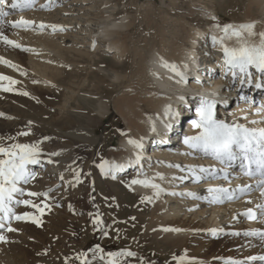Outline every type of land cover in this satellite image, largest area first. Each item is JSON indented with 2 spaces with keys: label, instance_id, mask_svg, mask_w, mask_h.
<instances>
[{
  "label": "bare ground",
  "instance_id": "bare-ground-1",
  "mask_svg": "<svg viewBox=\"0 0 264 264\" xmlns=\"http://www.w3.org/2000/svg\"><path fill=\"white\" fill-rule=\"evenodd\" d=\"M64 1L68 0H54L51 6L41 8L39 5H47V0H36L33 8L25 10L10 7L11 3L16 0H8V4L2 6L9 15L14 14L10 21L19 20L21 17L28 20L35 18L33 21L36 20V24L28 29L14 28L10 25L4 30L10 39L18 41L25 48L30 49L28 54L31 55V59L45 68H43V72L39 71L41 72H38L39 74L33 75L36 69H32L34 73L31 72L33 74L30 77L15 79L19 83L12 85L15 90L9 91L19 96H25L36 109L39 108V104L31 96L33 93L36 94L34 87L42 92L51 89L55 94L62 90L71 95L78 92L71 82L73 85L80 83L74 82L71 75L61 73L63 67L69 65L65 61V51L80 53L90 51L93 53L88 54L94 55L99 49V54L102 52L101 54L104 56L112 57L99 55V80L95 81V85H93L99 89V98L96 99L95 112L85 115L87 118L85 124L84 121L73 124L72 115L76 114L75 118H80L84 114L70 108L67 109L74 113L63 111L54 123L55 125L59 124L58 127L51 124L53 121L41 119V111L21 120L17 113H12V106L6 105L7 100L5 96L3 98L4 94H2V98L6 100L5 103L0 96V113H4L3 116H0V145H3V142L7 140L6 132L8 130H12L17 124H20L19 126L25 124V121L32 126H38V130L43 133L53 126L58 129L55 134L53 133L55 137L49 142L50 154L58 153V155L41 154L42 163L30 165L35 173L37 171L42 173L39 175L42 177V184L31 185L27 190L37 193L46 192L45 189L43 191L45 181L49 182L48 184L59 185L62 180V184L65 185L70 172L66 169L63 170L64 168L60 170L59 166L65 165V168L76 173L79 171V164L74 160V154L68 149L61 148L59 142L69 138L75 142L96 143L99 138L91 126L97 127L113 109L123 118L128 132L119 140V147L123 149L122 155L112 161V165H123V169L117 170L111 167L112 175L118 177L117 180H122L127 176L126 174L130 173L133 175L131 180L147 178L165 189L156 195V189L152 187L140 184L132 185L131 180L125 184L127 190L133 192L135 196H139L137 201L132 202L131 210L132 213H138L145 220V229L151 240L172 249L180 248L184 253L189 252L186 254L187 258L178 264L207 263L200 262V258L203 255L202 252L207 250L208 244L196 248L187 247L193 243L195 238L201 236L216 238L224 234L234 236L239 233L237 235L239 237L236 239L238 244L235 245L238 246L237 248L228 245L231 237L218 242L212 241L211 243L209 241L210 246L213 245L214 253L221 252L220 259L233 256L234 260L232 261L236 264L237 262L246 264L249 257L264 256V241L258 237L244 235L247 231L264 230V222L259 217L256 220H248L242 215L246 209L253 208L255 210L256 205L264 204V194L255 188L256 178L244 176L238 161L233 162L229 168L226 164H222L210 156L190 149L184 143L185 137L195 136L199 132V129L195 128L192 123L194 120L198 121L199 116L189 106L195 104V95L200 94L201 90L211 95L216 94V98L211 97L217 101L214 108L216 119L229 123L246 124L250 127H264V123L251 124L253 120H260V114L256 109L264 106V88L258 87L259 84L256 80L251 82V86L248 83L242 85L238 81L234 83L233 76L227 72L223 52L225 45L229 48H239L244 43L248 45L260 43L259 33L264 32V0H187L190 10L183 17L175 18L174 23L168 28L163 26L161 29H157L158 31H154V34L145 36L147 38H144L145 43L140 35L139 41L136 40L137 47L132 45L131 48L128 45L127 37L131 35L132 30L129 29L131 25L129 26L125 22L126 14L116 18L114 10L107 14L103 9H100L98 32L94 31L92 22L83 17V14L79 16L75 14L76 10L81 9L71 7L70 5L73 3L51 10ZM87 1L80 0L79 2ZM113 8L116 9L114 6ZM88 10L82 12L87 14ZM61 15L71 16L59 18ZM51 16H54L56 21L44 19ZM226 18H230L231 21L224 24ZM204 21L208 25H205ZM40 22L48 25H62L64 30H53L52 28L40 30L38 27ZM251 23L255 25L252 31L256 35H249L247 31H244L240 38L235 35L225 36L224 26L239 27ZM32 37L40 40L39 47H34L35 44L31 41ZM213 37L216 38L215 41ZM221 38H223V42H221ZM140 40L144 43L142 46ZM0 43L4 46L3 49H0V56L14 62L17 61L16 55L13 53V50L17 48ZM53 44L56 47H52ZM165 62L177 66L180 71L186 73L185 82H180L181 77L170 67H166ZM107 67L110 72H107ZM252 69L254 68H250V70ZM195 75L201 79L199 80V77ZM239 78L236 77L237 80ZM3 83L8 84L9 82L4 81ZM221 84H225L222 89L219 87ZM23 86L28 88L25 90ZM116 87L125 88L122 95H113ZM233 89H237V92L227 100V97L233 94ZM25 91L29 95L21 94ZM246 96L251 98V102L244 99ZM168 106H171L170 111ZM175 110L178 112L177 118L173 115ZM245 117L247 118L245 119ZM30 121L32 123H29ZM183 122L186 123V128L181 131L180 127ZM153 124L157 129L155 132L152 131ZM69 125L76 127L64 130ZM141 138H143L144 145L142 149H137L129 143V139L141 140ZM50 160L56 161V163L49 162ZM173 164L180 165V167H171L170 165ZM198 166L209 168L215 173V177L196 182L195 175L200 171ZM222 170H227L231 174L230 179L223 178ZM204 175L208 174L204 173ZM244 184L253 185V190L239 199H225L223 202H216L213 199V194L208 191V189L217 186L235 188ZM103 191L106 192V190ZM116 191H114L115 195ZM189 192L196 193V195H187ZM172 193L177 194L173 195ZM179 193L185 194L180 195ZM17 196L23 199L24 195L17 194ZM40 196H28V199L37 204L36 200ZM145 197L150 199H145ZM45 205L49 206V203ZM17 206L18 204L13 206L14 211L17 210ZM46 211L47 214H50L49 219H53L58 209L54 208L53 211L46 209ZM113 213L108 212L112 219L123 218L119 215L115 216ZM141 222L140 220L137 224ZM9 223L11 227L17 228V221L11 220ZM166 229H179V231ZM3 231L8 239L7 242H0V260L3 255H9L8 250L14 247L18 238H21L19 228L18 231L9 232L6 228ZM216 244L220 247L215 246ZM222 244L228 245L226 246L228 248L224 250ZM261 244L262 246H260ZM241 247H243L242 250L239 249ZM235 253L240 255L238 259L235 258ZM5 257L4 259L7 260L8 257ZM5 260L1 263L4 264ZM210 263L216 264L212 261ZM5 264H7L6 261Z\"/></svg>",
  "mask_w": 264,
  "mask_h": 264
},
{
  "label": "rangeland",
  "instance_id": "rangeland-1",
  "mask_svg": "<svg viewBox=\"0 0 264 264\" xmlns=\"http://www.w3.org/2000/svg\"><path fill=\"white\" fill-rule=\"evenodd\" d=\"M79 1H64L51 10L57 7H65L68 3H73L70 5L71 7L81 9L76 10L75 14L78 16L83 14V17L92 22L94 31L98 32L100 9H103L107 14L114 10V16L116 18L126 14L127 20L125 22L129 26L131 25L129 29L132 30L131 35L127 37L130 48L132 45H136L137 47V41H139L141 36L145 43V39H147L145 36L148 37V35L154 34V31H158L163 26L168 28L174 23V20L183 17L190 10V5L187 0H88L85 3H80ZM86 9L88 10L87 14H84L82 11ZM13 15L1 16L0 30L4 31L6 27H10L8 21L11 20L10 18ZM70 16L61 15L59 18H68ZM32 19L34 20L35 18ZM44 19L56 21L54 16ZM230 21V18H226L224 24ZM204 23L208 25L206 21ZM37 40L39 39H33V37L31 39L35 44L34 47H39L38 43H40V40ZM143 41L140 40L141 44L138 43L142 46L144 44ZM3 47L0 43V49H3ZM52 47L56 46L53 44ZM13 53L17 58V61L13 62L19 68L8 67L0 63V69L2 71L4 70V74L14 79H19L30 77L34 73L32 69H36L33 75L39 71H44L45 68L43 65L42 67L31 59L32 57L28 54V50L16 49L13 50ZM88 53L93 52L89 51ZM88 53L76 51L64 52L65 61L69 65H72L64 66L61 73L71 75V79L74 82L80 83L79 85H73L71 82L74 89L78 91L75 95H71L63 90L56 94L51 89L42 92L34 87L33 89L36 94L33 93L31 96L39 104L40 109L37 107V110L25 96H19L18 94L0 89L1 98L2 94H4L3 98L5 96L8 102L2 98L3 103L6 102V105L12 106V113H17L21 117V120L25 117L29 118L31 115H35V113L37 114L41 111V119L44 121H53L51 124H54L63 111L66 110L74 113L72 111L74 110L75 112L81 111L84 116L75 118L76 114L72 115L73 124L83 121L85 124L87 119L85 115L95 112L96 99L99 98V89H96L93 85H95V81L99 80V55L102 52L99 54L98 49L95 53L96 55H89ZM101 56L112 58L110 55L104 56V54H101ZM52 57L55 56L52 55ZM106 69L107 72H110L108 67ZM2 71L0 72L2 73ZM8 84L5 85L8 86ZM23 87H25V90L28 88L27 86ZM124 89L114 88L113 95H122L125 91ZM24 123L21 126L17 124L12 130H8L10 134L6 132L7 140L5 139L6 141L4 142L6 143L3 142V145L9 146L15 143H36L39 141V147L42 149L41 154H50L51 148L49 147V142L55 137L53 133L55 134L58 131L56 127L59 124H54L56 127L48 128V131L46 130L47 132L43 133V131L38 130V126L35 125V127L34 125L27 124L26 121ZM72 125L65 126L66 128L64 130L72 129ZM91 125L93 124L91 123ZM91 127H93V132L99 138L96 143L88 141H83L84 143L75 142L69 138L59 142V146L71 151L74 154V160L78 161L80 181L77 182L74 179L76 173H72L69 168H65V165H61L59 166L60 170L64 168L63 170L66 169L70 172L66 178L67 183L63 185L62 180H59L61 182L59 185L48 184L49 182L47 181L43 183L45 185L43 191L46 190L47 192L51 189L48 197L41 195L36 200V203L44 208L43 214H41L39 209L33 208L30 205L18 204L16 213L28 212L40 219L42 223H34L31 219L17 221L16 229L19 228L21 238L17 239V244L15 243L14 245L16 248L13 247L8 250L10 256L5 254L2 259L5 260L4 257H8L5 260L7 264H108L109 257L107 254L120 252L121 250H131L137 255L135 257L121 256L119 257V264H178L181 260L187 258L186 254L189 252L184 253L180 248L172 249L169 246L160 245L158 242L155 243L151 240L145 229V220L138 213H132V202L137 201L139 196H135L133 192L127 190L125 184L130 182L133 175H130V173L126 174L127 176L122 180H117L118 177L116 178L112 175V161L119 158L123 153V149L119 147V140L128 132L127 125L121 115L111 109L107 117L103 118L97 127ZM28 129H31L29 135H18L21 132L28 131ZM44 137H48V139H44ZM105 161L108 162L109 167L107 174L106 169L100 166ZM41 174L40 171H37L33 180L21 186L28 189L31 185L42 184V177L39 176ZM103 190H106V192ZM114 191H116V195ZM25 198L28 199V196L24 195L23 199ZM47 203L52 207L49 211H53L54 208L58 209L53 219H49L50 214H47L46 209L49 208L43 206ZM108 212H114L115 214L113 213V215H119L123 218L112 219L109 217ZM97 215H99L102 221V227L99 228L94 222ZM140 220L142 222L137 224ZM105 232H107V235L104 234ZM228 237H231L228 245L235 246L238 244L236 239L239 236L224 234L216 238H207L205 236L197 237L187 247L196 248L203 244H208L207 250L202 252L203 255L200 258V262H207L205 264H209L210 261L216 264H236L232 261L234 260L232 259L233 256L227 259H222L221 257L220 259L221 252L214 253L213 245L210 246L212 241L218 242ZM228 245L222 244L221 246L225 250L228 248L226 247ZM97 246H99V249H97ZM215 246L218 245L216 244ZM242 248L239 249L242 250ZM234 256L238 259L240 255L235 253ZM2 259L0 260V264H3L1 263L3 261ZM246 264H264V261L248 259Z\"/></svg>",
  "mask_w": 264,
  "mask_h": 264
},
{
  "label": "snow or ice",
  "instance_id": "snow-or-ice-1",
  "mask_svg": "<svg viewBox=\"0 0 264 264\" xmlns=\"http://www.w3.org/2000/svg\"><path fill=\"white\" fill-rule=\"evenodd\" d=\"M54 0H47V5H39L41 8L46 6H51ZM8 4V0H0V16H7L8 13L3 10L2 6ZM36 4V0H16V2L11 3L10 7L12 9H31ZM9 24L14 28H24L28 29L36 24L33 20H28L21 17L19 20L10 21ZM40 30L45 28H52L53 30H64L62 25H48L44 22H40L38 25ZM255 27L254 23L240 25L239 27H234L232 25L224 26L225 36L235 35L237 38L243 36L244 31H247L249 35H256L252 31ZM261 37L260 43L257 45H248L247 43L242 44L239 48H229L227 45L223 47V52L225 54V65L227 72L233 77H240L238 82L240 84L248 83L251 86V82L254 77L250 73V68L256 69L261 74H264V32L259 33ZM215 41L216 38L213 37ZM0 42L6 46L21 49L30 50L21 45L18 41L10 39L3 30H0ZM223 42V38H221ZM0 63L7 65L8 67L19 68L17 64L13 61L8 60L5 57L0 56ZM166 67H170L177 75L181 77L180 82H185L186 73L179 70V68L173 64H168L165 62ZM9 82L6 86L3 82ZM237 82L236 80L233 81ZM19 83L13 77L8 76L4 73H0V89L4 91L15 90L12 85ZM35 83V81H34ZM260 88H264V83L257 85ZM23 95H29L28 92H22ZM245 100L251 102L250 97H244ZM217 101L205 97L202 100L200 106L196 109L199 116V120H194L193 126L199 129V132L195 136H189L184 138V143L194 151H199L205 156H210L216 161L222 164H226L229 168L232 166L233 162L239 161L242 174L249 178H256L255 188H257L262 194H264V127H250L246 124H241L237 122H226L224 120H218L215 118L214 108ZM169 111L171 106H168ZM257 113L260 114V120H253L251 124L264 123V106L258 107L256 109ZM4 113H0L3 116ZM247 117H245L246 119ZM29 123H32L31 121ZM152 131L155 132L157 129L153 124ZM31 129L28 131L21 132L18 135H29ZM48 139V137H44ZM143 138L141 140L129 139V143L134 145L137 149H142L144 147ZM40 142L36 143H15L9 146L0 145V242H7V236L4 235V229L7 231H18L10 226L11 220L16 221H26L31 219L34 223L40 224L42 221L28 212L16 213L13 206L15 204L20 205H30L33 208L39 209L41 214L44 212L39 204L33 203L31 199H21L18 198L17 194L20 196L27 195L29 197H36L43 195L48 197L49 191L43 193H37L27 190L21 185L28 184L31 180L35 178L36 173L31 169L30 165H39L42 163V149L39 147ZM50 155H58V153H52ZM56 163V161H49ZM102 168L106 169V174L109 171L108 162L105 161L100 165ZM171 167H180V165H170ZM117 170H122L123 165L115 164L111 166ZM200 167V171L195 175V181L200 182L206 180L210 177H215V173L209 168ZM225 180L230 179V173L227 170H222ZM207 173L208 175H204ZM74 179L79 182L80 176L79 172H76ZM132 185L140 184L145 187H152L156 189V195L160 192L165 191V189L149 179H132ZM253 190V185L244 184L238 185L235 188H226L223 186H217L208 189L210 193L213 194V199L216 202H223V200H233L239 199L245 196L247 193ZM176 195L177 193H172ZM184 195L185 193H179ZM187 195L195 196L196 193L189 192ZM145 199H150L145 197ZM43 203V202H42ZM45 207H49L45 205ZM50 210V207H49ZM242 215L248 220H256L258 217L264 222V204L256 205V209L248 208ZM98 228L102 227V221L99 215L94 221ZM179 231V229H166ZM107 235V232L104 233ZM239 233H237L238 235ZM245 236L258 237L261 241H264V230L257 229L252 231H247L244 233ZM99 249V246H97ZM109 257L108 264H119V257H135L137 254L131 250H121L120 252H113L107 254ZM103 259V257H101ZM248 259H259L264 261V256L259 257H249ZM241 264V262H237Z\"/></svg>",
  "mask_w": 264,
  "mask_h": 264
}]
</instances>
